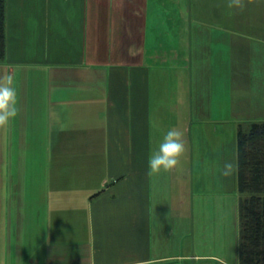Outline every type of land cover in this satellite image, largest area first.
Wrapping results in <instances>:
<instances>
[{
	"label": "crops",
	"instance_id": "1",
	"mask_svg": "<svg viewBox=\"0 0 264 264\" xmlns=\"http://www.w3.org/2000/svg\"><path fill=\"white\" fill-rule=\"evenodd\" d=\"M188 2L6 0L0 74L14 76L19 113L0 131V264L205 258L186 247L192 157L178 171L148 174L166 116L189 144L184 76L157 77L149 69L171 61L174 69L188 68ZM214 11L215 31L229 38L237 65L264 54V6ZM254 76H262L253 80L260 92L247 89L239 106L264 116V71ZM167 84L178 85L170 105L162 104ZM174 101L181 123L175 113L172 120Z\"/></svg>",
	"mask_w": 264,
	"mask_h": 264
},
{
	"label": "rangeland",
	"instance_id": "2",
	"mask_svg": "<svg viewBox=\"0 0 264 264\" xmlns=\"http://www.w3.org/2000/svg\"><path fill=\"white\" fill-rule=\"evenodd\" d=\"M190 5L193 27L188 37V68L174 69L169 66L173 63L171 61L165 67L158 64L157 67L149 66V69L152 76L161 77L162 71L165 77L175 78L179 75L185 78L182 88L190 109L189 118L187 116L189 144L184 158L192 157L188 187L186 184L189 199L186 247L191 246V254L205 256L197 261L196 258L194 261L191 259V263L240 264L237 244L240 196L237 190V134L240 128L248 130L253 122L264 120V116H250L252 111L245 112V109L239 106V98L242 95L249 96L247 89L252 90V87L255 92H260V85L253 83V80L262 77L254 75L264 71L258 67L260 63L264 65V54L257 51L255 58L242 57L244 68L237 65L240 58L234 52L233 45L228 44V37L215 31V23L212 22L216 19L214 9L217 12L228 11L233 15L238 12L239 9L227 6V0H190L188 6ZM250 6L244 10H249ZM240 12L242 11L239 10ZM158 43L159 39L155 38L154 49ZM166 87L164 96L168 97H163L162 104L170 105L169 98L173 99V93L177 97L178 85L167 84ZM172 87L176 88L172 90ZM171 112L172 120L175 113L179 122H183V117L178 116L175 101ZM164 121L165 134L173 126L169 116H166ZM226 162L235 165L231 177L222 175ZM182 197L183 189L181 205L184 204ZM179 232V250L182 254L187 250L183 245L185 226L182 216Z\"/></svg>",
	"mask_w": 264,
	"mask_h": 264
},
{
	"label": "trees",
	"instance_id": "3",
	"mask_svg": "<svg viewBox=\"0 0 264 264\" xmlns=\"http://www.w3.org/2000/svg\"><path fill=\"white\" fill-rule=\"evenodd\" d=\"M7 54L6 0H0V61ZM239 262L264 264V121L237 134Z\"/></svg>",
	"mask_w": 264,
	"mask_h": 264
},
{
	"label": "clouds",
	"instance_id": "4",
	"mask_svg": "<svg viewBox=\"0 0 264 264\" xmlns=\"http://www.w3.org/2000/svg\"><path fill=\"white\" fill-rule=\"evenodd\" d=\"M249 5L264 6V0H227L229 8L241 11ZM18 113V95L14 86V76L11 73L0 74V131L7 132L10 122L17 117ZM186 153L185 133L179 127L170 128L164 134L158 149L149 156L148 174L151 176L178 171ZM234 170L235 165L226 162L223 166L222 175L231 177ZM127 264H160V262L129 260Z\"/></svg>",
	"mask_w": 264,
	"mask_h": 264
},
{
	"label": "water",
	"instance_id": "5",
	"mask_svg": "<svg viewBox=\"0 0 264 264\" xmlns=\"http://www.w3.org/2000/svg\"><path fill=\"white\" fill-rule=\"evenodd\" d=\"M194 260V259H193Z\"/></svg>",
	"mask_w": 264,
	"mask_h": 264
}]
</instances>
